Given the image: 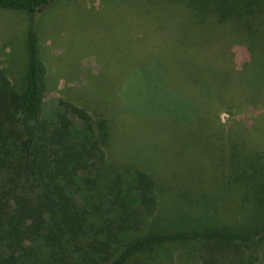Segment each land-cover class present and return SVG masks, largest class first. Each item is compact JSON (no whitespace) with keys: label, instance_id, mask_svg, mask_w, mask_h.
Instances as JSON below:
<instances>
[{"label":"trees","instance_id":"obj_1","mask_svg":"<svg viewBox=\"0 0 264 264\" xmlns=\"http://www.w3.org/2000/svg\"><path fill=\"white\" fill-rule=\"evenodd\" d=\"M56 1L0 0L33 22L24 88L16 90L0 67V264H154L159 245L182 242L197 243L201 264H256L264 243V190L257 186L263 156L242 155L249 137L244 115L234 111L220 121L233 92L208 64V50L197 53L201 75L191 101L183 97L187 107L138 116L139 123L163 117L167 140L143 130L133 139L134 114L108 82L89 79L96 114L61 97L45 99L35 23ZM213 2L215 23L259 19L257 5L250 15L232 16L225 0ZM239 28L245 62L264 83V46L253 28ZM212 168L225 177L209 178ZM232 194L242 210L254 212L251 219L233 212ZM191 219L193 225L177 229Z\"/></svg>","mask_w":264,"mask_h":264},{"label":"rangeland","instance_id":"obj_2","mask_svg":"<svg viewBox=\"0 0 264 264\" xmlns=\"http://www.w3.org/2000/svg\"><path fill=\"white\" fill-rule=\"evenodd\" d=\"M208 1L57 0L43 10L35 23L40 37L45 99L61 97L96 114L100 108L89 79L108 82V88L114 92L118 89L124 107L134 114L133 126L128 130L133 139L137 131L143 130L145 136L155 131L166 141L163 117L149 121L142 118L139 123L138 116L145 117L151 109L159 114L187 107L183 97L191 101L194 81L201 75L196 71L197 53L199 49L208 50V64H212L214 74L230 82L233 92V104L219 109V119L222 123L228 121L234 111L244 115L248 125L243 132L249 137L244 143L240 141L242 155L261 152L264 163V83L245 62L247 55L237 35L240 26L253 28L258 44L264 46V0H225V11L232 16L238 11L245 15L254 9L259 11L258 20L254 15L251 19L255 22L242 19L240 25L235 20L215 23L211 11L216 2ZM253 5L258 7L250 11ZM32 24L26 12L0 7V67L19 91L24 88L27 33ZM208 78L211 79V71ZM253 99L257 105L250 107L249 100ZM201 150L196 149L195 156H201ZM224 177L214 168L209 172L211 179ZM261 177L257 186L264 190V175ZM218 187L215 184L210 189L215 191ZM243 189H238L239 198ZM239 198L232 194L227 204L235 205L233 212L241 210L245 219H251L254 212L242 210L243 206L237 205ZM191 220L177 222V229L190 227L195 222ZM196 248V242L159 245L154 264H201ZM258 255L255 263L264 264V243Z\"/></svg>","mask_w":264,"mask_h":264}]
</instances>
